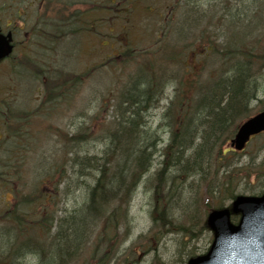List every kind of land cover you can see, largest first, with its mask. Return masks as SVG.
I'll use <instances>...</instances> for the list:
<instances>
[{"label": "rangeland", "instance_id": "obj_1", "mask_svg": "<svg viewBox=\"0 0 264 264\" xmlns=\"http://www.w3.org/2000/svg\"><path fill=\"white\" fill-rule=\"evenodd\" d=\"M31 1L0 0L3 30L5 24H14L16 11L26 16L20 18L26 24L18 23L22 30L15 35L20 49L18 51L16 47L10 59L17 60L19 65L31 61L21 66L5 62L0 72V98L5 109L0 113V256L13 255L9 264H49L44 256L51 254L44 250L49 244L53 250L54 228L58 220L63 221L64 218L67 225L62 227V233L60 229V237L71 233L76 242L68 264H185L191 252L202 254L212 241L211 232L203 230L209 210L227 205L233 193L256 195L264 192V133L253 138L240 153L231 151L229 142L225 141L211 156L203 155L201 175L174 181L175 190L166 188L170 179L180 177V173L167 174L157 196L150 180L159 165L153 162L149 177L145 180L146 175L141 180L124 211L123 224L121 220L118 222L121 226L116 233L95 224L90 217L85 223L81 221L77 209L86 200V186L82 185L84 189H80L77 185L75 173L70 169L69 152L74 157L100 156L106 150L110 140L105 130L112 127L113 117L122 111L123 98L138 99L145 89L141 84L143 79L132 82L140 71L137 68L143 69L147 77L155 78L157 83L160 80L170 82L169 77L178 68L174 69L176 63L169 62L168 58L177 61L180 52L191 47V42H194L192 52L202 53L207 40L221 48L227 47V43L246 45L253 42L252 37L264 41V0H189L191 6L195 5L201 11L207 9L209 14L198 29L183 36L178 44L170 34L179 17L180 0H175L173 14H169L173 0H116L112 34L116 47L115 62L107 67L100 66L104 57L101 60L88 28L92 23L99 26V32L104 28L100 36L107 34L110 11L105 15L97 9L95 14H85L82 16L83 27L78 21V11H60L61 17H67V23L64 20L52 21L50 18H56V14L50 13L45 29L49 37L47 34L37 36L36 45L30 39L29 22L36 23L40 19L42 6L57 8L66 5L71 8L79 0H34L30 8ZM83 1L90 7L104 4L100 0ZM53 22L65 35L57 33L61 39L52 45ZM165 31L168 36H164ZM24 34H27L26 39ZM77 38L85 49L72 43ZM167 46L172 48L166 51ZM130 50V55L124 53ZM178 51L179 55H175L174 52ZM138 52H144L147 55L144 62L150 61L151 65H143V58L136 57ZM209 57L211 59L206 60L209 70H226L220 52ZM99 69L101 72H97ZM73 78H78V81L69 83ZM256 79L254 99L247 106L248 115L259 113L264 108V68ZM61 80L65 87L58 89ZM49 85L60 95L50 93ZM173 96V83H168L163 98L159 102L154 101L145 113L144 105L140 116L139 124L145 122L149 126V129L145 127L150 134L146 143L156 140L155 162L161 161L159 152L168 141L167 128L159 129L158 126L162 124V113ZM126 110H131L129 105ZM79 128H89L94 135L77 146L70 137ZM115 129L116 125L111 128V134ZM38 164L39 168L40 164L43 167V174L35 172ZM81 181L92 184V179ZM57 184L59 186L55 188ZM62 188L64 193L60 194ZM166 198L171 199L166 202ZM163 204L168 207L169 219L182 225L172 232L164 231L158 235L154 234L157 226H153L151 218L155 216L154 209ZM104 209L108 207L104 206ZM30 211L38 213L28 217ZM75 215L77 219L72 221L70 218ZM13 216L20 222L13 223ZM186 226L190 227L187 229ZM31 227L37 228L38 233L28 235L26 229ZM199 229L203 232L197 235ZM190 232L194 235L190 236ZM39 235L43 236L42 244L47 246L42 245L35 252L31 249V242H39ZM7 262V258L0 259V264Z\"/></svg>", "mask_w": 264, "mask_h": 264}, {"label": "trees", "instance_id": "obj_2", "mask_svg": "<svg viewBox=\"0 0 264 264\" xmlns=\"http://www.w3.org/2000/svg\"><path fill=\"white\" fill-rule=\"evenodd\" d=\"M187 28L188 26L173 27L170 34L171 39L178 44L182 37L187 35ZM164 36H168L166 31ZM251 40L253 42L239 46L227 43L225 48L213 46L212 41L207 40V46L202 53H193L194 42H191V47L181 51L180 55L179 51L174 52L175 55H179L178 62L168 58L169 62L176 63L174 66L178 68V71L175 72L176 75L174 73L172 77H169L170 82H164L165 84L173 83L175 89L173 99L169 102L163 116V125L170 133L168 144L162 150V157L165 161L163 159L159 164L158 169L152 175L153 179L150 180L154 184L156 196L159 194L156 188L160 189L163 186L164 177L167 174L172 175L176 171L180 173V177H175L178 179H170L168 188H166L168 190H175L173 182L176 180L181 181V178L200 176L202 156H211L217 147L224 145L225 141L233 136L238 122L250 117L247 109L248 100L256 88L254 81H257V75L264 68V41H261L259 37H252ZM171 48L167 46L166 51ZM217 52H220L225 62L223 65H227L225 71L221 68L219 70L217 68L208 69L206 60L211 59L209 56L217 55ZM146 56L145 53L139 55L143 58L142 64L147 67L151 65V62H144ZM211 62L214 66L212 60ZM166 65L169 66L167 63ZM193 67H197L198 70L195 71ZM156 84L155 78H148L146 83L142 82L147 90ZM64 87L65 84H62L58 86V89ZM49 88L50 93L60 95L51 85ZM138 96V99L129 100V97H125L123 100V105L126 108L129 105L131 110L130 115L122 113L117 119L119 135L114 134L113 140L114 144H118L120 154L113 153L116 156L113 164L111 165L108 158L112 153H106L103 159L89 158L88 166H84L85 172L86 169H92L87 171L89 174H85L86 178L91 177L90 173L93 178L96 171L99 172V177L87 196L90 211L82 218L84 223L87 215H97L104 210L102 206H97V203L102 204L103 202L96 197L98 192L103 193L104 190L127 196L142 175L147 173L152 166L156 140L146 143L149 138L148 130L143 127L144 122L139 124V121L144 105L145 109L148 108L157 96L146 95V93ZM184 109L185 112H183ZM70 140L76 144L85 139L78 135ZM75 163L77 167L75 171L81 176L82 162L78 159ZM187 164H190V167H186ZM105 205L106 202L103 203V206ZM156 213L166 223L162 218L164 211L157 208ZM73 219L75 217H72ZM165 219L169 220L167 212ZM68 243L71 244V241ZM67 250L70 252L69 246Z\"/></svg>", "mask_w": 264, "mask_h": 264}, {"label": "water", "instance_id": "obj_3", "mask_svg": "<svg viewBox=\"0 0 264 264\" xmlns=\"http://www.w3.org/2000/svg\"><path fill=\"white\" fill-rule=\"evenodd\" d=\"M9 47L0 36V58L9 53ZM264 130V111L245 122L232 141L236 149H242L248 138ZM240 214L237 225L230 223V214ZM243 223L245 227L241 229ZM207 224L214 233V240L209 251L201 257L191 259L188 264H209L216 257V264H236L238 255L249 251L255 253L257 244L264 238V195L261 197H238L231 209L212 212ZM225 233L234 235L226 236ZM246 261L251 256L245 257ZM264 264V261H258Z\"/></svg>", "mask_w": 264, "mask_h": 264}, {"label": "clouds", "instance_id": "obj_4", "mask_svg": "<svg viewBox=\"0 0 264 264\" xmlns=\"http://www.w3.org/2000/svg\"><path fill=\"white\" fill-rule=\"evenodd\" d=\"M241 229L245 227L243 223L240 225ZM226 236L234 235L233 233H225ZM251 256L250 261H246L245 257ZM258 261H264V238H261L257 244V251L251 253L246 251L245 253L238 255L236 264H258ZM209 264H216V257L210 259Z\"/></svg>", "mask_w": 264, "mask_h": 264}, {"label": "bare ground", "instance_id": "obj_5", "mask_svg": "<svg viewBox=\"0 0 264 264\" xmlns=\"http://www.w3.org/2000/svg\"><path fill=\"white\" fill-rule=\"evenodd\" d=\"M159 153H161V152H159ZM155 158H153L152 160H154ZM154 162V165H156L157 164V162H155V161H153ZM153 164V163H152ZM171 199V198H170ZM75 230H76V228H75Z\"/></svg>", "mask_w": 264, "mask_h": 264}]
</instances>
